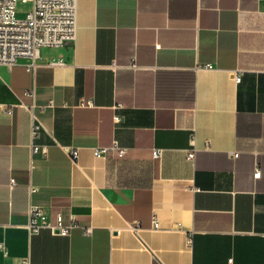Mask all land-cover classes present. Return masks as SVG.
Returning a JSON list of instances; mask_svg holds the SVG:
<instances>
[{"label": "crops", "instance_id": "obj_1", "mask_svg": "<svg viewBox=\"0 0 264 264\" xmlns=\"http://www.w3.org/2000/svg\"><path fill=\"white\" fill-rule=\"evenodd\" d=\"M113 141L123 159L93 156ZM31 205L77 227L30 234ZM0 244V264H264V0H77L72 45L0 66Z\"/></svg>", "mask_w": 264, "mask_h": 264}, {"label": "built area", "instance_id": "obj_2", "mask_svg": "<svg viewBox=\"0 0 264 264\" xmlns=\"http://www.w3.org/2000/svg\"><path fill=\"white\" fill-rule=\"evenodd\" d=\"M262 1V0H258ZM18 3L30 4L31 9L23 16L16 12ZM77 37V0H0V66L10 70L20 60H27L30 66H34L38 60L39 51L43 48H62L72 45ZM60 63V62H59ZM131 68H135L131 64ZM210 68V65L204 66ZM236 83L240 82L239 72L234 74ZM120 106H115L114 110ZM44 108H42L43 110ZM8 114L11 110L6 111ZM121 118L114 115L115 124L120 122ZM40 130L39 125H34L31 136L34 138ZM47 147L32 146V154L40 153L45 155ZM195 150H188L186 159L194 158ZM72 162L78 159V151L72 150L70 153ZM92 154L95 158L105 159L111 155L117 159H123L126 156V149L119 146L117 141H113L105 147L93 148ZM162 156V150H152L153 160H159ZM255 179L260 177V172L255 171ZM33 193L35 189L30 186ZM77 225L73 222L66 224L60 215H56L51 221L44 212L43 208L37 205H31L28 210L27 230L30 234H37L41 230H48L54 236L68 237L72 229ZM159 224L155 218L151 221V230L158 231ZM133 233H138L141 228L139 225L130 226ZM84 236L91 235V229L85 228ZM0 252L6 255L4 247L0 244ZM232 260H228L231 264ZM18 264H32L27 259H22Z\"/></svg>", "mask_w": 264, "mask_h": 264}, {"label": "rangeland", "instance_id": "obj_3", "mask_svg": "<svg viewBox=\"0 0 264 264\" xmlns=\"http://www.w3.org/2000/svg\"><path fill=\"white\" fill-rule=\"evenodd\" d=\"M31 9L30 4H21L18 3L16 6V12L19 16H23L25 13L29 12Z\"/></svg>", "mask_w": 264, "mask_h": 264}]
</instances>
